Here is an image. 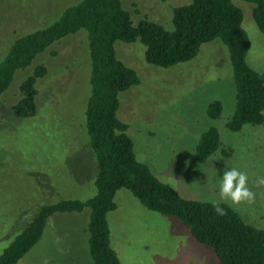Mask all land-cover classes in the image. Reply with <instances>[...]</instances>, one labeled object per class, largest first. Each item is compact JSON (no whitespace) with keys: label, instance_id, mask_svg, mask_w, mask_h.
<instances>
[{"label":"rangeland","instance_id":"obj_1","mask_svg":"<svg viewBox=\"0 0 264 264\" xmlns=\"http://www.w3.org/2000/svg\"><path fill=\"white\" fill-rule=\"evenodd\" d=\"M81 0H0V61L16 38L43 29L62 11ZM135 25L146 19L172 30V11L192 0H120ZM243 15L250 42L248 66L264 73V34L251 15L253 5L232 0ZM251 9V10H250ZM116 57L133 69L139 84L118 94L117 118L127 124L135 158L182 199L220 200L225 170L247 173L255 192L252 204L230 207L247 225L264 230V122L238 132L227 123L235 110L230 55L218 40L202 44L192 60L162 69L144 60L145 47L116 42ZM44 65L37 80L36 114L16 118L12 106L20 84ZM91 60L84 31L67 36L37 55L30 66L15 72L0 96V254L45 205L61 200L86 201L96 194V160L85 128L90 95ZM219 102L215 120L208 106ZM264 116V112H263ZM219 133V149L204 162L196 146L208 129ZM194 153V154H193ZM116 209L107 215L110 244L121 264H220L211 249L197 243L176 219L144 208L125 189L115 195ZM89 210L56 213L40 240L17 264H91L88 253Z\"/></svg>","mask_w":264,"mask_h":264},{"label":"trees","instance_id":"obj_2","mask_svg":"<svg viewBox=\"0 0 264 264\" xmlns=\"http://www.w3.org/2000/svg\"><path fill=\"white\" fill-rule=\"evenodd\" d=\"M253 5L252 19L264 34V0H240ZM243 15L232 0H192L172 11V30L146 19L135 25L120 0H81L65 8L51 25L11 42L0 61V96L14 74L31 65L37 55L61 39L84 31L91 60L90 95L85 110V128L96 160V194L86 201L61 200L42 206L25 229L0 254V264L17 262L40 240L47 220L56 213L89 210L88 253L91 264H121L110 244L107 215L116 209L115 195L125 189L147 210L176 219L189 229L193 239L212 250L220 264H264V230L245 224L226 204L218 215L211 203L182 199L161 183L148 167L135 158L127 124L116 114L118 94L137 86L136 72L115 54L116 42L144 47L148 65L168 69L195 58L202 44L218 39L228 50L235 86V110L227 123L238 132L244 125L264 122V73L246 63L250 42L241 24ZM47 73L36 66L19 86V100L12 106L16 118L36 114L35 84ZM219 102L208 106L207 116L215 120ZM216 128L203 133L196 146L197 161L204 162L219 149Z\"/></svg>","mask_w":264,"mask_h":264},{"label":"clouds","instance_id":"obj_3","mask_svg":"<svg viewBox=\"0 0 264 264\" xmlns=\"http://www.w3.org/2000/svg\"><path fill=\"white\" fill-rule=\"evenodd\" d=\"M248 179L247 173L235 167L224 171L219 187L220 200L210 201L218 215H225L224 210L220 207V201L230 200L236 205L255 202L256 194L249 188ZM256 183L257 186H264V177L258 179Z\"/></svg>","mask_w":264,"mask_h":264}]
</instances>
